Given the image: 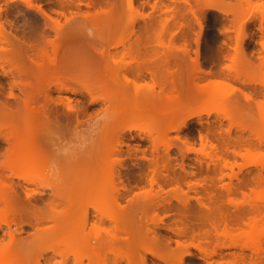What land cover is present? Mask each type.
<instances>
[{
    "label": "bare ground",
    "instance_id": "6f19581e",
    "mask_svg": "<svg viewBox=\"0 0 264 264\" xmlns=\"http://www.w3.org/2000/svg\"><path fill=\"white\" fill-rule=\"evenodd\" d=\"M12 1L16 0H2V3L9 5L8 3ZM18 1L25 7L34 9L43 17L42 26L52 31L53 37L45 36L46 34L44 35V32L38 29L39 26L37 30L30 32L27 38L17 36L16 33L11 32L10 28H6L11 26L7 17L4 16L9 11L6 12V9H2L0 5V70L3 75H9L12 79L7 97L13 100L10 103L0 101V138L7 144V148L1 154L4 160L0 162V169L13 171L12 175L24 183L41 182L45 177L33 171L51 161L48 162V158L53 151L58 150L54 148L57 144L55 137L59 134L61 136L69 126L74 130L81 123L78 115L84 113V109H74L67 97L52 98L51 86L58 92L85 93L91 103L101 101L106 102L107 106L96 113L104 118L96 130L95 141L90 140L92 143L88 145V142V146H84L86 148L80 147L82 150L78 151L77 148V152L70 153L69 159L67 158L70 162L67 160L68 162L65 163H70V167L75 163L78 166L75 164V170L73 167L68 169L69 173L57 175L58 182L54 187L52 186V189L50 188L52 198L47 199L48 202L41 207L30 201V197L39 192L29 193L21 185L23 187L19 186L23 194L21 198L20 193L17 192L18 189L16 190L12 185V180L10 179L11 182L6 180L12 176L8 177L0 171L2 172L0 173V224L9 227L10 223L19 219L24 223L26 221L25 224L33 228L34 225L36 227L29 239H18L13 232L8 233V241L0 244V264H67L68 254H63L56 245L52 248H49L50 246L42 248L44 250L38 248L41 244L45 247L46 243L51 244V242H57V245L64 243L70 247V264H83L84 260L87 261L86 264H149L148 261L151 260H148V256L160 261L161 264H182L185 257L191 256L187 248L194 246V249L199 251V256L196 258L205 264H225V262L227 264H264L260 260L257 262L252 259V261L251 258L249 262H245L240 255L234 256L233 260H227L228 262L210 261L213 256L219 255L220 247H224L223 244L221 246L220 243L218 244V239L220 237L231 239L235 224L243 222L251 232L255 230L260 232V223L264 222V201L260 205L249 204L248 209H239L232 205L236 210L233 215L234 213H227V210L225 212L219 203L222 208L216 204H209L206 199L210 200L211 196L196 197L197 208L189 207L187 200H177L181 206V208L178 207L179 209L168 207L169 200L166 201L168 204L166 208L158 198V193L164 192L163 184H169V186L174 184L173 189L176 188L177 191L180 188L178 178H171L169 174L160 173V170L170 166L168 165L170 157L159 155V146L166 150V153L172 147L176 148L182 158L187 152H197L191 147L187 137L181 139L179 136V132L188 121L195 118L202 125L203 115L209 116L211 113L217 115L222 111V117L220 116L219 119H227L229 128L234 124L241 132H244L245 129L250 130L247 124L251 121L248 118H252L253 110H264V102L253 103L255 98L260 97L257 92L264 89L259 90L254 87L257 84L252 76L256 67L255 62H252L249 54L247 55L243 49V41L246 38L242 29L245 19L247 20L245 14H243L244 17L239 13L241 16L239 23L235 24L237 22L235 20L234 24H239L240 29L237 27L235 31L232 52H223L221 47L217 51L218 58L223 57L228 63L218 71L210 73L201 68L198 61V49L194 50L195 56L192 59L188 55L189 51L185 43L181 44V47L171 45L177 30L183 27V24L179 22L181 13L177 7L178 0H167L166 4L163 0H154L149 5L150 12L145 15L135 10L133 0H123L128 10L134 11L133 14L125 13L124 16L121 14L124 12H119L117 9L120 0H58L56 1L57 9H52L51 12L56 16H63L65 19L63 24L58 18L51 17L50 11L43 10L40 5H34L32 0ZM181 1L187 7L186 13L191 17L189 19L198 26L197 39H195V48H198L204 12L207 9L217 8L219 5L223 6L218 8L221 13L229 12L224 10L225 4L218 3L216 0V2L193 0V6L189 0ZM79 4L91 6L94 8L93 12H75L74 15L81 16V20L66 18L62 10L73 6L78 9ZM154 12L164 13L165 17H160L159 13L155 16ZM237 15L236 18H238ZM1 16H4V20ZM138 18L148 19L143 25L144 31L141 32L143 36L138 34L133 44H128L119 56L115 57L114 54L109 53L110 48L114 49L118 45L125 46L129 37L134 35L133 25ZM189 19L185 20L187 27L192 22H189ZM169 23L175 30L169 32L170 41L168 40V47L166 45L165 48L168 52H160L157 47L164 46L160 40L161 34L164 26ZM86 25L89 27L87 30ZM148 32L153 35L154 46L150 52L142 53L141 41H147ZM146 44L142 46V50L146 49ZM260 45L263 47V42ZM176 51L187 55V59L180 58ZM124 57H128L129 61H125ZM256 65L258 70L259 66L262 68L264 58ZM143 72L149 75V83L137 84L136 79L143 81ZM203 74L208 78L203 77ZM126 84H131L133 91H125ZM213 86H217L220 90V93L215 96L210 89ZM262 86L264 88V84ZM13 88L18 89L19 95L12 93ZM230 95L234 98L230 99ZM59 104L66 111H70V116L57 109L56 106ZM71 112H75V115ZM217 120L214 127L211 125L212 128L206 122L208 126H205L204 134H198L202 149H204L203 145H206L214 151V154L218 152L210 159L215 165L219 162L221 167L230 168L233 164H228L227 154L231 153V157L242 155L239 153L242 147L246 152L250 149L259 150L258 148L262 145L260 139L258 144L242 136L231 141L226 139L220 129L221 121ZM243 121L248 123L241 125ZM229 128L225 131L227 138ZM171 131L175 132V136L168 140L167 135ZM131 133H135L141 139L145 136L151 144L149 156L146 157L143 154L141 157L146 161L149 175L144 173L142 175L140 171L142 169H139L138 173H141L137 174V182L147 184L148 193L154 185L156 186L154 196L157 194V199L149 200V203L146 202L149 198H144L142 196L144 193L140 194L142 190L137 189L136 192L139 191V193H135L122 185L120 177V169L124 167L122 160L124 158H121L122 147L127 148L129 155L131 148L124 137L128 136L131 139ZM209 134H212L218 142L211 143ZM133 151L137 149L134 148ZM61 156L50 159L55 161L56 158V166L64 165L65 163L62 164V162L65 161V157L61 158ZM200 159H197L199 164ZM263 166L264 164L262 168ZM66 175L70 178L68 176L66 178ZM235 175H227V177L232 178ZM252 179V181L251 178L241 181L233 190L240 191L241 195H244L242 190L250 186L252 184L250 182H253L254 187L258 189L264 188V176L260 174ZM63 180L66 183L65 187H62ZM182 180L183 178L180 177V181ZM202 180L205 181L203 177L200 181ZM200 181L186 185L202 187L203 183H199ZM229 188L226 192L231 190ZM251 191L254 190L251 189ZM60 202L64 203L63 207L56 210ZM158 207L163 209V213L165 210L170 211L168 208L175 211L174 213L179 216V225L174 227L167 225V230H171L177 238L187 237L190 243H195L194 246L186 245L187 240H183L185 243L177 239L171 241L159 235L158 224H154V218L148 215ZM168 213L165 216H168ZM157 216L161 218L160 215ZM245 217H247L246 223ZM45 223H51V225L46 226ZM108 223L111 225L110 228H102ZM37 225L41 227L38 228ZM256 239L253 237L251 240L252 248L256 246L254 242ZM172 242L174 247L171 246ZM47 251L61 256L62 259L53 261L52 257L44 258L43 254Z\"/></svg>",
    "mask_w": 264,
    "mask_h": 264
},
{
    "label": "rangeland",
    "instance_id": "374dc122",
    "mask_svg": "<svg viewBox=\"0 0 264 264\" xmlns=\"http://www.w3.org/2000/svg\"><path fill=\"white\" fill-rule=\"evenodd\" d=\"M56 1H58V0H32V3L34 5H40L43 10H46L48 12L50 11L49 12L50 16L54 17V18L55 17L58 18L60 23L63 24L65 22L64 17L63 16H56L55 14H53L51 12L52 9H57V7H56L57 2ZM103 1H105V0H103ZM153 1L154 0H133V4H134L133 7L135 8V10L138 13L145 15V14H148L150 12V6L149 5H151ZM168 1H170V0H168ZM168 1L163 0V3L166 4V3H168ZM189 1H190V4L193 6V0H189ZM216 1L218 3L222 2L223 4H225L224 10H226V12L228 11L229 13L223 14L218 10V8H223L222 5H219L217 8L207 9L206 12H204L203 17L201 19L202 20V28H201V33L199 36L198 48H195L196 47L195 39H197L196 33L199 30L198 26L195 24V22L192 19H189L191 17L186 13L187 7L182 3L181 0H178V2H177L178 6L177 7L181 13V17H180L179 22H181L183 24V27L180 28L179 30H177V34H175V36L171 40V43H172L171 45H173L174 47H176V46L181 47L182 46L181 44L185 43L187 45V49L189 51L188 55L192 59L195 56L193 53L194 50L198 49V61L201 65V68L205 72L209 71L210 73H214V72L218 71L219 69H221L223 67V65L228 63L227 59H224L223 57L218 58L217 51L221 47L223 52H225V51L232 52L231 47L233 46V43H234L235 31H237V27L239 26V24L238 25H235V24H237L241 21L240 20L241 16L239 15V13H241L242 16H244L243 14H245V16L247 18V20L245 19V21H247V23L244 21L245 16L242 17V19L245 23L242 26V29H243V33L246 34V38H244L245 40L243 41V47H244L243 49L245 50L247 55L249 54L248 56L251 57L252 62L253 63L255 62L254 66H256V67H255L254 71L252 72V76H253V79L257 82V84H255L254 87L256 89L263 90L264 88L262 85L264 84V66L262 68H261V66H259L260 69L258 70L256 63H258L259 60L262 61V58H264V0H216ZM8 4L10 6L4 5L2 3V0H0V5H1L2 9H4V10L6 9L5 10L6 12L9 11L8 13H5L7 15H4V13H2V15L6 16L8 22L11 24L10 27L6 26L7 29L10 28L11 32L16 33L17 36H19V37L27 38L29 36L30 32H32L35 29L37 30V27L39 26L38 29L40 31H43L44 35L46 34L45 36H47L48 38L53 37L52 31H50L49 29L43 28V26H42L43 17H41L34 9H29V8L25 7L24 4H22V2H19L18 0L9 2ZM77 7H78V9L76 8V6H73L70 9L64 8L62 11L64 12L66 18H68V19L70 18L72 20H81L82 19L81 16L74 15L75 12L92 13L93 9H94L91 6L86 7L83 4H79V6H77ZM117 9L119 10V12H121V11L124 12V13H121V14H123V16L125 15V13H126V15H128L130 13H132V14L134 13V11H129L125 7V3L123 0H120L118 2V8ZM229 10L232 11L231 12L232 14H230ZM5 11H3V12H5ZM158 13L160 14V12H154V15L156 16V14H158ZM237 13H238V15H237ZM161 14H160V17L164 18L165 14L164 13H161ZM236 15L238 18H236ZM4 16L3 17L1 16L2 20H4ZM186 18H188L190 20L189 22L192 21L190 23V25H188L189 27L186 26V23H185ZM248 18H250V20ZM147 20H148L147 18L136 19L135 20L136 22L133 25L134 35L129 37L128 42L125 43L124 47L118 45L114 49L110 48L109 53L114 54V56L117 57L120 55V52H122L123 49L128 46L129 43H133L135 37L138 34L143 36V34H141V32L144 31L143 25H144V22ZM235 20L237 21L236 23H235ZM259 26H261V27H259ZM34 27H36V28H34ZM87 28H89L88 25L85 26L86 30H87ZM120 28H122V27H120ZM238 29H240V27H238ZM259 29H261V30H259ZM171 30H175V29L171 26L170 23L168 25L164 26V29H163L162 34H161V39H160L161 43L164 46L157 47L158 51H160V52L167 51L168 52V50L165 48H166V45L168 47L167 43L170 41L169 32ZM149 32L147 33V36L149 35L147 37L148 38L147 41L146 42L141 41L142 46L147 43L146 49L143 48V50H142V46H141L142 53H145V51L150 52L152 47L154 46L153 35H152V33L149 34ZM194 33H195V35H194ZM261 42H263V47L260 45ZM174 51H175V49H174ZM177 52H178V55H180L179 56L180 58L187 59V55H185L182 52L180 53V51H176L175 53L177 54ZM124 60L129 61V58L124 57ZM200 76H202V74H200ZM148 77H149L148 74L143 73V77H142L143 81H142V79H140V81H138V79H136V83L137 84H144L142 82L149 83ZM203 77L208 78V76L204 75V74H203ZM203 77H201V78H203ZM11 81H12L11 77L9 75H7V76L3 75L1 70H0V101L2 100V101H6L8 103L13 102V100L11 98L7 97V93L9 92V85L11 84ZM120 82H122L121 79H120ZM200 83H201V81H200ZM215 87L213 86L210 88L212 91V94L214 96L217 95L218 93H220V90L217 88V86H215ZM50 89H51L50 94H51L52 98L56 99L58 97H61V98L67 97L70 99L71 105L74 106V109H81V110L84 109V113H82V114L79 113V115H78L79 116L78 118L81 121V123L78 126H76V128L74 130L72 128H70V126H69L68 127L69 130L67 129L68 131L65 130L66 132L63 131L62 132L63 134H61V136L59 134L57 137H55L57 139V141L54 138L55 139L54 141L57 142L56 147H54V148H56L58 150L56 151L55 149H53L55 151L52 152L50 158L57 157V155L60 154L58 157H60L61 155H62L61 158L65 157V161L62 162V164H64L65 162H68V161L70 162V160H68L70 155H71L70 153H74L78 149H79L78 151L82 150L80 147H83V149L86 148L90 143H92V141H90V140L95 139L96 130H98L97 128L99 127V125L101 124V121L104 118L98 114L96 115V113H98L100 111V109H104L107 106V104H106V102H101V101L91 103L89 97L85 93L71 94V93L65 92V91L58 92V91H55L53 86H51ZM132 89H133V87L131 84H126L125 91L131 92V91H133ZM155 90L157 91V89H155ZM245 92H247V91H245ZM12 93L15 95H19L18 89H16V88H13ZM257 93H259L260 97L254 99V102H253L254 104L264 102V98H263L264 91H258ZM229 98L233 99L234 97L232 98V95H230ZM56 107L58 110L65 112V114H67V115L70 114V111H66L62 105L59 104ZM221 112L222 111H220L217 115L215 113H211L209 116L203 115L202 116V125L199 124L195 118L191 119L190 121L187 122V125L184 128H182L181 131L179 132L180 138L182 139L184 137H187V139L189 140V142L192 145L191 147L194 148L197 152H195V151L187 152V153H185V155L182 158V156L180 155V153L177 151L176 148L172 147L166 153V150H164L162 147L160 148V146H159V151H158L159 155H161L163 157L168 155L170 157V161L168 163V165H170V166H168V168L163 169V170L159 169L161 171L160 173H162L163 175L169 174V177L172 176L171 178L176 177L175 179L178 178L179 182H180V183L178 182V186L180 187L179 191H177L176 188H175L176 191H174L175 190V189H173L174 184L173 185L170 184V186H169V184L168 185L163 184L162 188H163L164 192L163 193L159 192V193H162L161 195L157 192L158 195L160 196V197L158 196V198L160 199V201H162L164 203L166 208H167V205L169 203L170 204L168 205V207H170L171 209H173V208L177 209L178 207L181 208L180 203L178 201H185V200H187V204L189 207L192 206V208H195V207L197 208V203L195 200L196 197L204 196L206 198V197L211 196L210 200L206 199V201H208L209 204H216L220 208L223 207L222 209L225 212L227 210L228 211L227 213H230V214L234 213L233 215H235L236 210H235L234 206H232V205L237 206L239 209H243V208L248 209L249 204L260 205L261 202L264 201V188L258 189L257 187H254L253 182H250V184L251 183L253 184L252 187H250L252 184L251 185L249 184L250 186L245 187V189L242 190L244 195H241L242 192H240V191L236 192L235 190H233V189H235L234 187H236L238 185V183H240L241 181H246V179L249 180L250 178L252 181L253 177H256L257 175L259 176L260 174L262 176H264V168H262V165L264 164V110L254 109L252 112V115H251L252 118L251 117L248 118L251 121L248 120L249 123L248 122L244 123V121H243V124H241V125H244V124L246 125L248 123L247 125L251 130L250 131L248 129H245L244 132H241L239 127L235 126L234 124L232 125L231 128H229V122L227 119H219L221 116ZM71 113H72V115H75V112H71ZM94 115H96V116L93 117ZM88 116H90V117H88ZM217 119L219 121H221L220 129L223 131L224 137L226 139H229V141H231V139H234V138L236 139L238 136H242L244 139L247 140V138H248L254 144H258V139H260V140H262L263 147L261 145L258 148L259 150H257V149L256 150H251V149L249 150L248 149L249 150L248 152H246L244 150L245 148L242 147V148H240L239 153L242 154L243 156L242 155H238V156L236 155V157L234 156L235 158L233 157V155L231 157V153L227 154L229 157V158L227 157V160H229L228 164L229 165H230V163L233 164V165H231L232 168L230 166L231 169L228 168V166L226 168L221 167L219 165V162L215 165L212 161H210V159H212L211 157H214V155H216L218 152L216 154H214V151H211L206 145H203V144L202 145H203L204 149H202V146H200L201 144L199 143V139H198L199 135L198 134H200V133L204 134L205 126L210 125V128H212V126L214 127L215 120H217ZM206 122H208V125L206 124ZM216 125H218L217 122H216ZM228 128H229V135L227 138V134L225 131L228 130ZM167 136H168L167 138L169 140V138H173L175 136V132L171 131L168 133ZM92 137H93V139H92ZM126 137H128V136H126ZM126 137H124V140H126V143L128 142L127 144L130 146L131 151L128 155V153L126 151L127 148L124 146L122 147V153H121L122 157L121 158H124L122 160H123V165L125 167V168L123 167V169H120V171H121L120 177H121V181L123 182L122 185L129 188L132 192H135V193H139V191L136 192L137 189H140V191L142 190L140 194L144 193V194H142V196H144V198H147V199L149 198L146 201L148 203H149V200L155 201V199H157V197H156L157 194H156V196H154L156 193V192L154 193V191H156V188H155L156 186L154 185L152 187V189H150V192H152V193H150V192L148 193V191H149L148 185L145 183L140 184L137 182V180H138L137 177L141 172H142V175H143V173L146 175L147 174L149 175V172L147 171V166L145 165L146 161L142 160L141 157L143 156V154L146 157L149 156L150 151H151L150 141L147 140L148 138H146L145 136H143L142 139H141V137L138 138V136H136L135 133H131V136H130L131 139H129V137L127 139H125ZM208 138H209V140H211V143H213V144H215V142H218V140H216V138L212 134H209ZM214 138L216 141L214 140ZM212 139L214 142L212 141ZM168 140H166V141L168 142ZM223 142H221V143H223ZM87 143H88V145H87ZM224 144H225V142L223 143V145ZM84 146H86V147H84ZM204 146H206V148ZM224 147H225V145H224ZM6 148H7L6 142L0 138V162L4 160L3 157L1 156V154L4 153ZM134 148H136L137 151H133ZM228 149H230V147ZM61 150H63V151H61ZM199 150L200 151L202 150V152H199ZM72 151H74V152H72ZM56 152H58V154ZM258 153L260 155H258ZM50 158H48L49 159L48 162L50 160L51 161L48 164L46 163L47 165L36 168L33 171L35 174H39L41 176L43 175L45 177L41 182L24 183L21 179H19V180L16 179L12 175L13 171H11V170L0 169V171H2L3 174H5L8 177L12 176L9 179L7 178L6 180H8L9 182H11V180H12L11 183L14 186V188H16V190L18 189L17 192H18V194L20 193L19 195L21 198H23V194L20 191L21 188L19 189V186L20 187L23 186L26 189V191H28L29 193H32L33 191L39 192V194H35V195L33 194L32 198L30 197V201L32 204H35L38 207H41L44 203L48 202V200L50 198H52L51 197L52 191L50 190V188L52 189V186L54 187V185L58 182V181H56L57 175L58 174L61 175V173H65V172L69 173L68 169H71V168L73 169V167H74L73 170H75L74 165L76 163L73 164L71 167H70V165H71L70 163L69 164L65 163L64 165L56 166L57 165L55 162L56 158H55V161H52V159H50ZM198 158H201L200 164L197 160ZM58 160L61 161V159H58ZM53 162H55V163H53ZM66 164H68V166H66ZM141 164H142V166H141ZM253 164H256V165H253ZM181 166H182V168H181ZM137 167H138V169H137ZM141 167H143V168H141ZM170 167L173 171L170 169ZM219 167H221L222 169L221 168L219 169ZM139 169H142V170H140L141 171L140 173H138ZM219 170L223 174H227V175L236 174L237 176L236 175H235L236 177L231 176L232 178H230V177H227V175L226 176L223 175ZM230 170H232V172ZM71 171L72 170H70V172ZM2 172H0V173H2ZM220 173H221V175H220ZM67 176L69 177V175H66V178H68ZM180 177L183 178L182 181H180ZM202 177H203V179H205V181L204 180L200 181L202 179ZM220 177H222V178H220ZM64 180H65V178H64ZM64 180L61 182V183H64L62 187H65L64 185H66ZM198 180L200 181L199 183H201V184L203 183L202 187L197 186L195 188L194 187L195 185H193V184H190L189 186L186 185L187 183H192V182L198 181ZM229 187L231 188V190L229 192H226L227 188H229ZM246 188H251L254 191L252 192L251 189L249 190ZM147 189H148V191H146ZM167 190H169V191H167ZM130 194H132V193H130ZM153 198H154V200H153ZM162 199H164V200H162ZM180 199H182V200H180ZM168 200H169V202H168ZM166 201L168 202V204ZM88 202H91V201H88ZM63 204L64 203L60 202V204L56 207V210H60L63 207ZM163 206H161V207H163ZM161 207H158V209L156 208L155 211H153L154 213L152 212L153 214L148 212L151 214V215L148 214L149 217L154 218L153 219L154 224H158L157 225V227H158L157 231H158V233L160 231L159 235L161 237H164V238L166 237V239H171V241L177 239V240H180L181 242H183V240H187V237L186 238L185 237L177 238L175 236V234L172 233L171 230L170 231L167 230V228H166L167 225H170L171 227H174V225H179V221H178L179 216H177L174 213L175 211L174 210L172 211L170 208H168V209L171 212L165 210L166 213L164 211V213H165L164 214L162 212L163 209ZM165 207H163V208L166 209ZM155 213H157V215H160L161 218L159 216H157ZM167 213H168V216H165V215H167ZM163 214H164V216H163ZM247 217H249V215ZM247 217L244 218L245 223L247 222ZM155 219H158V220L155 221ZM0 220H1V218H0ZM16 220L14 223H12V224L10 223L9 227H7L6 225L0 224V244H5L8 241V233L9 232H13L15 237L18 239H29L30 238V236L34 232V228H36L35 225L33 228V226H29L28 224H25L26 221L24 223L23 220H21V221L19 219H16ZM18 220L20 222H23V223L19 224L20 222ZM16 223H17V225H16ZM47 224L51 225V223H47ZM47 224H46V226H48ZM260 224H261V227H260L259 233L256 230L254 232H251L246 227V225L243 224V222L235 224L236 227L233 226V230H232L233 235H232L231 239H225V238H221V237L218 239L219 240L218 244L220 243L219 244L220 246H221V244H223L224 247H222V248L220 247V251H218L219 255L213 256L210 261H216V262H220V263L222 261V263H223V261L225 262L229 259L233 260L232 258H234V256L237 257L240 255L241 257L244 258L245 262H247L251 258V260L253 259L254 261H257V262L260 260L261 262L264 263V222L260 223ZM37 227L40 228L41 226L37 225ZM103 227H104V229L105 228L107 229V228H110L111 225L108 223V224H104L102 226V228ZM234 229H236V230H234ZM101 235L104 236L103 234H101ZM253 237H255L257 239L254 241V242H256V244H255L256 246H254L252 248L251 244L253 242H251V240ZM188 241L189 240H187L186 243L184 241L183 243H185L186 245H190V246L195 245V243L192 244V243H190V241L189 242ZM52 243H53V245H52ZM45 245L46 246L44 247V244H43V246L41 244L40 245L41 248H40V246L38 248L39 249H42V248L45 249L47 246H50L49 248H52L53 246L56 245L57 249H59L63 254H68V259L66 262H67V264H70V247H68L64 243L63 244L58 243V245H57V242H51V244L46 243ZM171 246L174 247V242L171 243ZM49 248H47V249H49ZM194 248H195V246L187 248L188 251L191 253V256L185 257V260L182 264H205L202 260H198L196 258L199 256V251H198V249H194ZM44 249H42V250H44ZM38 251H40V250H38ZM51 253H52L51 251L50 252L47 251V253L45 252L43 254L44 258L52 257L53 261H60L62 259L61 256H59L57 254L53 255ZM231 254L233 255V257ZM256 254H259V255H256ZM258 256L261 258H259ZM148 260H151V261H148V262H150L149 264H151V263L152 264H161L160 261H158L154 258H151L150 256H148ZM86 263H87V261L84 260L83 264H86ZM225 264H227V263L225 262Z\"/></svg>",
    "mask_w": 264,
    "mask_h": 264
},
{
    "label": "flooded vegetation",
    "instance_id": "af4514ba",
    "mask_svg": "<svg viewBox=\"0 0 264 264\" xmlns=\"http://www.w3.org/2000/svg\"><path fill=\"white\" fill-rule=\"evenodd\" d=\"M134 42V41H133ZM129 44H133V43H129ZM143 73H145V72H143ZM143 73H142V76H143Z\"/></svg>",
    "mask_w": 264,
    "mask_h": 264
}]
</instances>
